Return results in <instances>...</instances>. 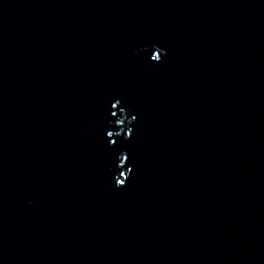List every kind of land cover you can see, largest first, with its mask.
Masks as SVG:
<instances>
[{
	"label": "water",
	"instance_id": "1",
	"mask_svg": "<svg viewBox=\"0 0 264 264\" xmlns=\"http://www.w3.org/2000/svg\"><path fill=\"white\" fill-rule=\"evenodd\" d=\"M0 264H264V0H0Z\"/></svg>",
	"mask_w": 264,
	"mask_h": 264
},
{
	"label": "clouds",
	"instance_id": "2",
	"mask_svg": "<svg viewBox=\"0 0 264 264\" xmlns=\"http://www.w3.org/2000/svg\"><path fill=\"white\" fill-rule=\"evenodd\" d=\"M155 52L151 56V60L154 62H160L162 60V53L166 54L165 49H161L158 45L154 46ZM121 104V101L117 99L113 104L112 108L116 109ZM119 117L115 121V124L119 126V131L114 132L113 130L107 131V137L111 138L115 135H123V138L125 140H128L131 138L132 133L134 131L132 125L136 122L137 116L135 114L128 116L127 109L124 107H119ZM113 116L117 115L116 111L112 112ZM111 123V121H110ZM112 144H115V140H111ZM129 159L128 153L126 150L121 151L118 156V162L117 167L120 169V171H117L114 173V180H115V186L116 187H124L126 186L127 180L129 178V175L133 171V168L131 165H127V161ZM126 169V170H125Z\"/></svg>",
	"mask_w": 264,
	"mask_h": 264
}]
</instances>
